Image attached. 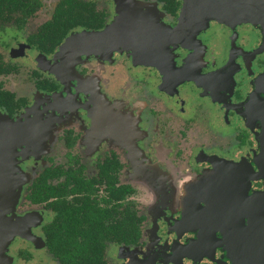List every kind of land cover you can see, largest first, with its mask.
<instances>
[{
  "label": "flooded vegetation",
  "instance_id": "flooded-vegetation-1",
  "mask_svg": "<svg viewBox=\"0 0 264 264\" xmlns=\"http://www.w3.org/2000/svg\"><path fill=\"white\" fill-rule=\"evenodd\" d=\"M135 1L0 0V145L25 177L1 208L0 233L14 230L0 264L264 258V0H248L255 16ZM60 4L94 6L102 27L78 24L41 47ZM117 4L162 29L142 33L148 49L105 57L79 38L57 62L69 36L105 28Z\"/></svg>",
  "mask_w": 264,
  "mask_h": 264
},
{
  "label": "water",
  "instance_id": "water-1",
  "mask_svg": "<svg viewBox=\"0 0 264 264\" xmlns=\"http://www.w3.org/2000/svg\"><path fill=\"white\" fill-rule=\"evenodd\" d=\"M206 2H214L220 4H227L225 6L227 9H235L239 6H247V9H250L251 14H256L257 5L256 4H247L248 0H202V4ZM233 1V2H232ZM226 2V3H225ZM233 5V6H231ZM200 3H197L196 7H199ZM242 8V7H241ZM245 9V7H244ZM230 10L225 11L230 14ZM190 15L191 12H189ZM216 14V13H214ZM245 14H247L245 12ZM194 16V15H193ZM255 16V15H254ZM162 31L161 28H156L155 24L150 21H138V19L134 16L124 17L120 20H113L111 23H108L105 28L101 30H91V31H83L88 32L86 37L80 38L81 33H75L69 36V38L64 42L59 49V54L65 55L68 50L74 45L75 41L79 38L82 39L85 43H88V47H100L104 48L105 51L111 50L114 52L116 49L132 47L135 45L143 46L148 49L150 46L147 40L142 37V33H145L150 39V33L153 30ZM180 29V28H179ZM178 32L177 30H175ZM95 40V41H94ZM93 41V42H91ZM15 148L11 147H3L2 142L0 145V195L4 194V204H0V221L7 222L5 217V213L1 208L8 205L6 201H9L10 204L15 199L19 188L25 183L24 174L21 171L17 173V154L14 151ZM14 229L11 227H6L4 225V230H1L0 240L1 242H5L9 236L12 234ZM247 264H264V258H247Z\"/></svg>",
  "mask_w": 264,
  "mask_h": 264
},
{
  "label": "trees",
  "instance_id": "trees-1",
  "mask_svg": "<svg viewBox=\"0 0 264 264\" xmlns=\"http://www.w3.org/2000/svg\"><path fill=\"white\" fill-rule=\"evenodd\" d=\"M18 1V0H17ZM26 9H31L28 13H31L34 7L31 8L26 5ZM55 20H53L54 28L48 30L46 36H43L41 40V47L46 42L48 43L49 50H52L56 44L60 43L68 33L70 27L82 24L88 28H99L103 25V14L98 12L94 6H68L58 5L53 13ZM35 38L32 39L34 42ZM123 233V232H122ZM140 233V231H139ZM125 236H122L124 238ZM86 259V260H84ZM101 258H79L72 264H100Z\"/></svg>",
  "mask_w": 264,
  "mask_h": 264
},
{
  "label": "rangeland",
  "instance_id": "rangeland-1",
  "mask_svg": "<svg viewBox=\"0 0 264 264\" xmlns=\"http://www.w3.org/2000/svg\"><path fill=\"white\" fill-rule=\"evenodd\" d=\"M132 2H133V4H134V7H135V8H141V6H139L135 0H132ZM116 10H117V12H118V15L116 16L115 20H117V18H118V20H120V19H122V18H124V17L129 16V12H128V10L126 9L125 6H120L119 4H117ZM87 33H88V32H83V33H81L80 38H84V37H86ZM96 52H97V51H96ZM100 53H103L105 57H110V55L112 54V51H111V50H108V51H105V50H104V51H100ZM80 55H81V54L78 53V54H76L75 57H76V58H79ZM57 58H58V61H57V62H59V61H62V62H63V60H64V61H67V60H68V57H67V56H65V55H61V54H59V53H57ZM107 115H109V114H107ZM16 127H19V125H17ZM32 134H33V135H32ZM32 134H31V135H32L31 140H32V141H35V142L32 143V145L35 146V147H39L41 144L39 143V141H36V140L38 139V138H37V132H35V133L33 132ZM24 178H25V177H24Z\"/></svg>",
  "mask_w": 264,
  "mask_h": 264
}]
</instances>
